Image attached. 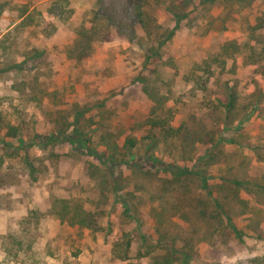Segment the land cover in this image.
Returning <instances> with one entry per match:
<instances>
[{
  "label": "rangeland",
  "instance_id": "obj_1",
  "mask_svg": "<svg viewBox=\"0 0 264 264\" xmlns=\"http://www.w3.org/2000/svg\"><path fill=\"white\" fill-rule=\"evenodd\" d=\"M0 264H264V0H0Z\"/></svg>",
  "mask_w": 264,
  "mask_h": 264
},
{
  "label": "trees",
  "instance_id": "obj_2",
  "mask_svg": "<svg viewBox=\"0 0 264 264\" xmlns=\"http://www.w3.org/2000/svg\"><path fill=\"white\" fill-rule=\"evenodd\" d=\"M203 1L204 2H209V1H214V0H203ZM167 9L176 12L171 6H168ZM179 20H180V16L178 17L177 23H178ZM253 30L254 29H252V31ZM235 105L236 104L233 103L232 100H230V102L226 106L229 109H231V107H233V106L235 107ZM154 125L157 126V125H159V123H154ZM162 131H163V133H162L163 139L165 141H167V144H170V143L174 142L175 135L173 134V132H175V131H174V129H172V127L169 124H167L166 121H164V123H162ZM147 138L150 139V146L153 147V151H151V152H155L154 149L156 148V143L155 142H156V138H157V137H155V133H152V132L148 133ZM106 140H107L106 144L111 150L115 149V150H113L115 152H126V154H128L130 156L134 153L132 151V149L138 143V139L136 137H134L133 135H130V134H128L126 136V138L124 140V143H123V145L120 146V148L118 147V145H115L114 147H112L109 144L108 139H106ZM178 144L182 145L181 140L178 142ZM181 145L179 146V151H181ZM116 150H118V151H116ZM115 152L112 153V155H113L112 158L116 157V153ZM111 161H113V159H111ZM177 167L179 168V170L182 173H180V172L176 173V171H173L174 176H175L174 182H180L179 185L183 187V183H184V180H183L184 177L183 176L184 175H188V174H192V170L189 169L188 167L184 168V166H181V165H177ZM113 169L114 168L106 170L105 174H103V177H102L103 178V184H102V188L103 189H102V192H104L106 195L107 194L111 195L110 193H112V191H119L122 188H124V186L126 185V183L125 184L123 183L124 180L127 181V185L131 182L130 181L131 179L129 180L128 178L122 177V173H120L121 177H114L113 180H112ZM193 173L199 175V180L202 181L203 187L208 190L209 189V185H208L207 178H206L207 177L206 171L204 173L203 169H199V170L193 171ZM223 182H225L227 184H231V187H232V183L234 185H236L237 187L236 188L232 187L233 189H231V191L235 194L234 195L235 197H237L239 199L241 198L239 196V187H244L245 186V182L243 180L235 178V177L234 178L233 177L232 178H228L227 177V178L224 179ZM255 184L258 185V183H255ZM207 193L210 195L211 190H209ZM208 201H209L208 199L204 198V196L202 197L199 194V224H202L203 225L202 227L211 226L212 225V226H214L215 229H217L218 224L221 223V221H223V219H220V216L216 215L217 212H215V211H214V213H212V215L209 216V212L207 211ZM241 202L243 203V200H241ZM215 207L217 209L218 208L221 209V212H219V213L228 214V215L224 214V216L230 222L231 216L229 214H231V213H229V212H233V211H230V210L224 208L222 202L219 199L216 200ZM160 214H161V218H160L159 224L160 223L162 224L164 222V216H165V214H167L166 207L162 208ZM182 218L187 219V216L182 215ZM231 225L233 226V229L235 228V231L237 232V234L240 235V231L236 228V225H234L232 223H231ZM202 227H199V230ZM202 239H204V237H199V241L202 240ZM188 245H189V243H187V245L185 244V246H183V248H182L183 250L182 251L179 250V252H181L183 254V256L186 255V257H187V255L191 256V249L188 247Z\"/></svg>",
  "mask_w": 264,
  "mask_h": 264
}]
</instances>
